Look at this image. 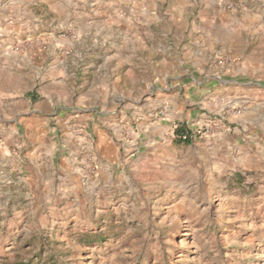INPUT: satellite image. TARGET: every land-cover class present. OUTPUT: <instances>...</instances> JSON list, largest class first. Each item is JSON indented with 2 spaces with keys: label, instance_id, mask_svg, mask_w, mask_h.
<instances>
[{
  "label": "rangeland",
  "instance_id": "374dc122",
  "mask_svg": "<svg viewBox=\"0 0 264 264\" xmlns=\"http://www.w3.org/2000/svg\"><path fill=\"white\" fill-rule=\"evenodd\" d=\"M219 1L147 0L152 23L140 25L138 40L123 36L139 48L123 53L129 76L116 86L125 126L102 165L92 155L95 173L71 181L54 176L67 162L51 157H69L64 132L13 126L27 105L4 92L3 64L13 57L0 48V264H264V0H227L232 9ZM23 38L25 51H43L26 60L36 75L25 77L30 93L48 64L74 55ZM101 41L103 58L109 45ZM199 42L209 47L202 58ZM248 57L260 69L244 73ZM193 77L216 97L204 98ZM178 91L180 111L148 110L152 94ZM90 104L97 110L102 101ZM161 117L169 125H152ZM178 126L190 143L177 141ZM88 138L94 153L100 135ZM45 139L54 150L36 160L31 150Z\"/></svg>",
  "mask_w": 264,
  "mask_h": 264
},
{
  "label": "crops",
  "instance_id": "0c3cea01",
  "mask_svg": "<svg viewBox=\"0 0 264 264\" xmlns=\"http://www.w3.org/2000/svg\"><path fill=\"white\" fill-rule=\"evenodd\" d=\"M150 13L147 0H0V48H4L8 57H13V60L3 64V68L9 72L6 74L9 79L8 87L4 92L13 97L12 100L27 105L25 109L17 111L15 116L8 117H12L16 130L26 125L36 133L62 131L68 136L63 142L67 145L63 147L71 149L69 157L66 154H58L57 150H54L55 146L49 145L48 139L31 150V156L37 157L38 160L45 150L51 148L54 150L51 155L53 160L59 157L60 161L67 162H60L58 167H54V176H61L66 181H71L75 176H82L95 157H99L102 165L109 147L115 144V133L118 129L123 130L127 120L118 114L117 104L119 92L116 86L122 85L123 76L128 77L130 70L126 67L123 53L130 51L133 54L139 49L136 46L129 48L128 40L123 42V36L128 34L133 40H138L140 25H149L153 21ZM62 32L65 33V38L58 35ZM28 35L47 41V48L51 53L67 48L72 50L71 54L74 55L62 60L56 58L48 64L50 66L47 73L41 76L39 74V88L30 93L24 86L25 77L29 75L34 79L36 75L29 71L26 60H29L28 54L37 56V53L41 54L43 51L34 50V53L32 50L23 49L19 42L25 40L23 37ZM87 38L92 41L90 45L86 43ZM102 39L108 41L109 45L107 55L103 58L99 55ZM199 44L202 46L195 52L202 58L209 47L205 42ZM85 52H89L91 59L87 64L80 61ZM82 64L89 67L86 71L88 74H85ZM69 66L73 67V71ZM260 67L261 62L248 57L242 71L251 73ZM224 70L229 68L220 71L223 73ZM88 79L91 82H88ZM151 80L153 85L155 78L152 76ZM194 80L201 85L200 89L205 90L207 83L204 79ZM130 82L134 83V80L131 78ZM11 83L12 85H9ZM203 92V97L208 99L216 97L217 93L211 92L210 89ZM154 95L156 94L151 95L152 101L149 102L148 110L166 109L168 116L181 110L184 93L158 92L153 98ZM93 98L101 100L102 104L99 109L89 111ZM110 101L115 104L108 106ZM183 101H186L185 98ZM163 121L169 120L161 117L152 125H169V122ZM162 130L164 131V128ZM93 133L100 135V139L96 140L98 143L95 144L96 153H93L94 146L88 138L92 137ZM102 169L103 167L99 168L95 175L99 176Z\"/></svg>",
  "mask_w": 264,
  "mask_h": 264
},
{
  "label": "built area",
  "instance_id": "2783aa9c",
  "mask_svg": "<svg viewBox=\"0 0 264 264\" xmlns=\"http://www.w3.org/2000/svg\"><path fill=\"white\" fill-rule=\"evenodd\" d=\"M219 2L222 3V4H224V5H225L227 8H229V9H232V8L234 7V4L231 3V2H229V1H227V0H220ZM164 111H166V110H164ZM183 137H184V138L189 137L188 133L186 132V133L183 135ZM89 171L92 172V173H95L96 168H95V166H94L93 163H91V164L89 165V167L85 170L84 173L88 174ZM86 174H85V175H86Z\"/></svg>",
  "mask_w": 264,
  "mask_h": 264
},
{
  "label": "trees",
  "instance_id": "16d2710c",
  "mask_svg": "<svg viewBox=\"0 0 264 264\" xmlns=\"http://www.w3.org/2000/svg\"><path fill=\"white\" fill-rule=\"evenodd\" d=\"M188 131L187 128L185 127H182V126H178L175 130L176 132V135H177V141L178 142H184V143H190L191 142V138L190 137H187V138H184L183 135Z\"/></svg>",
  "mask_w": 264,
  "mask_h": 264
}]
</instances>
